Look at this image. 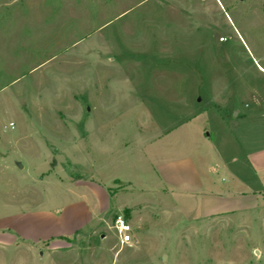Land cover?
I'll return each mask as SVG.
<instances>
[{
	"label": "rangeland",
	"instance_id": "rangeland-1",
	"mask_svg": "<svg viewBox=\"0 0 264 264\" xmlns=\"http://www.w3.org/2000/svg\"><path fill=\"white\" fill-rule=\"evenodd\" d=\"M212 105L264 147V0H0V264H264V199L206 219L209 189L159 181L192 157L228 193L244 153ZM107 199L94 237L25 239L24 213Z\"/></svg>",
	"mask_w": 264,
	"mask_h": 264
},
{
	"label": "crops",
	"instance_id": "crops-1",
	"mask_svg": "<svg viewBox=\"0 0 264 264\" xmlns=\"http://www.w3.org/2000/svg\"><path fill=\"white\" fill-rule=\"evenodd\" d=\"M212 107H210L209 109L202 108V110L207 112V114L216 112L215 114H217V117L219 119L217 121L218 125L222 126L223 124H226V127L228 126L226 128L227 136L225 137V139L233 140L232 138H234L235 142L238 145H241L239 148L241 152L244 153V158L241 162L237 157H233V166L224 168L227 169L231 178V184L228 188H225L228 190V193L213 192L212 190H223L222 187H219V185L215 183L212 177L215 173L211 171V173L213 174L212 175L210 174L209 169H207L208 171L206 169H203L202 166H205V163H202V161L200 162V164L202 163V166H200L199 163L195 164V160L192 157H187L184 159L186 163L190 164L192 168V174L189 173L186 177L182 178L178 182L175 181V183L173 181L174 179L171 178L172 171L168 172L166 169V171L164 170L165 174L162 172L163 176L159 174V181L162 184L165 183L166 187L168 186L177 188L181 192H185L189 195H199L201 191H204V188L209 189L210 194L202 198L203 202L201 211L204 215H206V219L216 216L234 214L241 210L252 209L253 207L258 206L260 201L264 199V184L262 183L263 180L261 178V173L264 174V147H253V145L248 142V133L246 131L244 133H241L240 127L242 123L244 122L246 124L249 121L247 115L241 114L239 111H236L233 119H225V116L222 115L221 110H216L214 107ZM208 121H210V118L208 119ZM217 131L218 129L215 128V134L217 133ZM202 136L206 139H212L213 134L211 132H208L204 133ZM238 139L241 141L238 142ZM260 139L262 140L261 137ZM233 148L234 146L230 147V150H232ZM166 163H164V165ZM92 186H95V188H99V184H92ZM163 188L167 189L165 187H162L160 189ZM101 190L102 192H105L104 189ZM95 192L97 193V191ZM225 196H232L234 204L232 208L230 207L222 210L218 206H211L210 203H205L209 198H225ZM224 200L230 199L225 198ZM90 205H86L85 211L82 214L81 202L79 200L64 204L58 209L49 208L48 210H43V212L41 213L22 214L19 217L21 222H23L25 219L32 218V221L30 222H28L27 220L26 226L28 227L30 226V224H35L36 232H34L33 235H37L32 236L31 232L27 231L25 233V239L30 242L36 243L51 241L46 248L48 249L49 253L54 254L59 249L65 246V243L63 242H61L63 246L55 245L56 243H59V238H68L70 240L72 239V237H74V235L83 232H89L91 237L96 236L100 232V230H98V225H96L95 223V220L99 217V215L97 216L95 214L97 211V206L99 205L100 207V215L105 214L107 211H109L110 208L108 207V199L106 204H104L103 206H101L102 203L99 202L97 204L96 201L91 203ZM17 225V223L14 226L12 224L10 225V227L16 230L19 228L17 227Z\"/></svg>",
	"mask_w": 264,
	"mask_h": 264
},
{
	"label": "built area",
	"instance_id": "built-area-1",
	"mask_svg": "<svg viewBox=\"0 0 264 264\" xmlns=\"http://www.w3.org/2000/svg\"><path fill=\"white\" fill-rule=\"evenodd\" d=\"M114 229L117 232L119 241L122 245H129L132 243V232L133 229L124 215L119 214L114 220Z\"/></svg>",
	"mask_w": 264,
	"mask_h": 264
},
{
	"label": "water",
	"instance_id": "water-1",
	"mask_svg": "<svg viewBox=\"0 0 264 264\" xmlns=\"http://www.w3.org/2000/svg\"><path fill=\"white\" fill-rule=\"evenodd\" d=\"M164 258V257H163Z\"/></svg>",
	"mask_w": 264,
	"mask_h": 264
}]
</instances>
